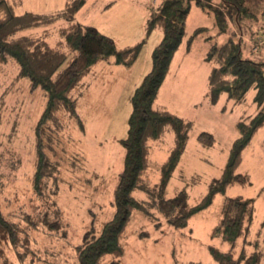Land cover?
Wrapping results in <instances>:
<instances>
[{
  "label": "rangeland",
  "instance_id": "374dc122",
  "mask_svg": "<svg viewBox=\"0 0 264 264\" xmlns=\"http://www.w3.org/2000/svg\"><path fill=\"white\" fill-rule=\"evenodd\" d=\"M66 1L22 0L15 5V12L57 13L65 9ZM111 1L98 0L90 4L89 0L87 6L93 5L91 11L80 14L78 18L75 15L72 21L93 20V26H105L104 23L109 22L108 32L116 35L128 28L136 31L141 27V20H147L149 16L147 9L150 3L155 6L158 0H114L106 7ZM209 3L221 7L219 0ZM249 6L257 17H246L239 23L236 15H226L228 32H233L242 41L246 54L264 60V16L260 14L263 7ZM118 20H122V24L118 25ZM72 21L63 17L53 24L29 28L21 33L38 35L43 28L49 27L48 40L53 45L60 38V27ZM198 27L204 28L196 34ZM218 27L214 13L204 11L192 0L185 39L174 54L173 69L167 74L158 94L170 111L193 120L184 153L166 189L167 196L186 190L191 204H196L208 191L212 179L221 175L232 144L240 135L238 122L258 111L253 98L254 90H250L246 98L239 102L224 94L212 103L205 95L212 66L205 59L207 51L212 42H222L228 34L218 36ZM162 35L163 32L159 31L158 36L152 35L146 41L136 59L134 74L141 71L147 73L151 69L153 49ZM191 36L194 37L188 46L187 40ZM100 84L97 90L94 88L97 92L103 91ZM117 84L114 82L113 86ZM111 97L112 93L108 98L111 100ZM88 98L95 102H89L92 104L89 107H81L82 126L77 118L61 113L62 128L56 121L48 122L44 127L42 140L51 160L58 164L56 176L59 188L58 193L53 194L56 190L54 180L48 179L46 196L41 198L35 193L33 182L37 161L35 129L47 99L42 89L30 91L29 80L18 77L16 62H0V203L4 211L13 214L16 220L23 219L25 213L33 216L47 213L52 218L59 213L65 229L58 234H52L45 228L33 230L23 220L22 225L33 241L29 245L34 247L35 252H29L22 264H45L53 258L61 264H76L74 247L81 241L83 232L92 224L100 226L113 214L111 200L117 175L123 167L125 151L122 145L105 133L113 125L118 129L116 131H120L122 123L125 129V119L117 114L115 119L105 120L108 115L105 116L104 109L111 104L113 106V100L111 103L103 98L97 100L93 92ZM202 131L212 133L215 142L211 145L201 143L198 134ZM174 143L175 133L172 130L154 142L151 166L146 175L151 186L159 181V166L167 159ZM238 171L248 174L250 182L235 183L225 193H218L208 208L190 219L187 227H174L155 209V218L135 210L126 227L123 240L126 252L120 257V264H216L209 245L223 251L232 247L221 237L211 236L226 195L254 199L256 210L250 238L256 237L264 219V125L244 149ZM135 193L138 197L146 196L139 190ZM141 231H148L149 234L140 236ZM1 246L5 251L8 246L7 254L16 264H21L11 245L3 243ZM242 246L243 238H239L235 249L240 250ZM247 247L250 249V245ZM5 262L4 257L0 258V264Z\"/></svg>",
  "mask_w": 264,
  "mask_h": 264
},
{
  "label": "trees",
  "instance_id": "16d2710c",
  "mask_svg": "<svg viewBox=\"0 0 264 264\" xmlns=\"http://www.w3.org/2000/svg\"><path fill=\"white\" fill-rule=\"evenodd\" d=\"M21 1L0 0V62H16L18 77L29 80L30 91L42 89L47 99L35 129L37 161L33 179L35 193L44 198L48 179L54 180L56 190L53 194L58 193L59 188L56 176L58 164L51 160L42 140L45 125L56 121L62 128L59 115L64 113L77 118L82 126L77 111V98L73 95L74 88L91 67L101 60L113 59L115 63L132 65L146 39L122 48L113 37L102 33L97 27L72 21L86 0H67L64 10L51 14L32 11L16 13L15 5ZM191 1L160 0L157 5L150 6L146 34L160 28L163 37L153 49L151 69L130 97L132 110L127 135L121 139L125 149L123 167L117 175L111 200L113 214L100 226L92 224L83 232L81 241L74 247L76 264H120V257L126 252L123 242L126 227L135 210L155 218V209L169 224L184 228L196 213L213 203L218 193H225L235 183L250 182L249 175L239 172L238 168L243 160L244 149L264 125V60L245 53L242 41L233 32H228L226 15H236L239 23L242 21L240 19L257 17L249 6L253 4L255 7H263L260 14L264 16V0H219L222 8L211 5V0H195L204 11L214 13L219 25L218 36L228 32L222 42L211 43L205 57L212 64L207 97L216 103L225 94L229 99L239 102L246 98L250 90H254L253 98L258 111L238 122L240 135L232 144L221 175L212 179L208 191L196 204L189 202L188 193L184 189L173 196L166 195L169 181L184 153L193 121L157 107L155 101L174 54L185 39ZM63 17L72 22L60 27V38L53 45L48 40L49 27L38 35L21 33L29 28L53 24ZM203 28L198 27L195 33L198 34ZM193 37L187 40L188 46ZM168 130L174 131L175 143L167 159L159 166V181L151 186L146 175L151 166L152 143L161 139ZM198 140L204 145H211L215 142V136L202 131L198 134ZM137 190L146 196L138 197L135 193ZM255 210L254 199L242 195L225 196L219 221L213 227L211 236L221 237L230 242L232 247L223 251L209 245L216 264H264V219L256 237L250 238ZM58 214L52 218L47 213L36 216L25 213L23 219L16 220L13 214L4 211L0 203V258L4 257L7 261L3 264L17 263L7 254L8 246L6 251L1 246L3 243L11 245L21 264L25 263L29 252H35L34 247L29 245L32 240L29 231L22 225L23 220L30 229L45 228L52 234H58L61 229L65 230ZM148 234V231L140 232V236ZM239 238H243V246L236 250ZM247 245H250V249ZM53 259L45 264H61L56 261L57 258Z\"/></svg>",
  "mask_w": 264,
  "mask_h": 264
},
{
  "label": "crops",
  "instance_id": "0c3cea01",
  "mask_svg": "<svg viewBox=\"0 0 264 264\" xmlns=\"http://www.w3.org/2000/svg\"><path fill=\"white\" fill-rule=\"evenodd\" d=\"M88 1L89 0H86L85 4L78 10L76 14L77 18L79 17L80 14L89 12V10L91 11V6L93 5H90L88 7L87 6ZM97 1L98 0H92V1L90 0V4L91 3L94 4V2H97ZM118 1L123 2L127 0H118ZM114 2H115L114 0L111 1L109 5H106V7H109ZM129 2H133V1L129 0ZM158 2H160V0H158L157 3ZM150 6H151V3H150ZM150 6L147 9L148 15L150 11ZM32 12H36V11H32ZM36 13L49 14L46 12H38V11ZM75 21L82 23V24H87V25L93 24V20H76L75 19ZM118 21H119L118 25L122 24V20H118ZM146 22L147 20H141V23L139 25L141 27L136 31H132L128 28V30L118 35H116V33L108 32L109 30L108 27L110 26L109 22H105L104 23L105 26L103 25H96V26L102 31V33L104 32V34L113 37L116 40L117 45L123 48V47L134 45L143 39H146V41H148L150 36L152 35L158 36L159 31L160 33L163 32L160 28H155L150 34L147 35L146 34ZM62 26H65V25H62ZM146 41L144 44H146ZM135 63H136V60L133 62L132 65L126 66L123 64L113 62V59L112 60H101L95 63L91 67L90 71L82 78L79 85L73 90V95L77 98V111H78L80 118L82 117L80 114L81 107L82 106L83 108L89 107L92 105V104H89V102H95L93 100H90V98H88L91 95V92H93L94 98L97 100L99 98H103L104 100L105 99L109 100L110 103H111V100H113V106L111 104L108 108L104 109L103 113L105 114V116L106 114L108 115V117L107 116L105 117V120L110 121V119L116 118L115 115L120 114V116H123V120L125 119L124 121L125 129H123V123L119 127V129H121L120 131H116L118 129L114 127L113 125L112 128H110V130L107 133H105V135L109 134L108 137L113 138V140L119 143L120 145H122L121 139L127 135V130H128V120L127 119H129V116L132 110L131 100H130L131 94L133 93L134 89L141 83L143 79L142 77L144 76V74H146V73H143L142 71L138 73L137 75L134 74V69H135L134 65L136 67ZM173 63L174 62L172 59L169 72L172 71L173 69V65H174ZM208 81H209V75H208ZM114 82H118L116 87L113 86ZM99 83H101L100 85L102 86L103 91L97 92L96 91L98 89L97 85ZM208 89H209V82H208ZM207 92L205 93V95H207ZM111 93L113 94V97H111L112 99L110 100L108 97L111 96ZM158 97L159 96H157L156 98L155 105L159 108H165L169 110V108L167 107L168 105H166L165 101H160V98ZM88 111L90 112L89 109ZM153 146H154V142L152 143L151 150ZM150 157H151V152H150Z\"/></svg>",
  "mask_w": 264,
  "mask_h": 264
}]
</instances>
